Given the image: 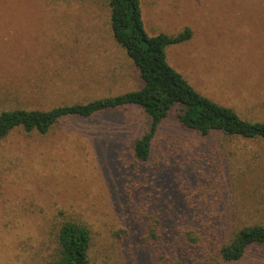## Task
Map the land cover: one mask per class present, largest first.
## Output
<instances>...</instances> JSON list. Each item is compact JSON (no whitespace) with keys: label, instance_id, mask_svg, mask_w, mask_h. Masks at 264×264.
<instances>
[{"label":"rangeland","instance_id":"374dc122","mask_svg":"<svg viewBox=\"0 0 264 264\" xmlns=\"http://www.w3.org/2000/svg\"><path fill=\"white\" fill-rule=\"evenodd\" d=\"M150 36L202 96L264 122V0H142ZM139 71L115 42L107 0H0V114L86 104L134 91ZM139 108L62 119L47 134L0 141V264H51L68 221L91 233L90 264H264L254 248L230 263L218 246L264 226V140L201 136L172 112L149 162L132 144Z\"/></svg>","mask_w":264,"mask_h":264},{"label":"trees","instance_id":"16d2710c","mask_svg":"<svg viewBox=\"0 0 264 264\" xmlns=\"http://www.w3.org/2000/svg\"><path fill=\"white\" fill-rule=\"evenodd\" d=\"M110 26L115 42L139 71L142 86L134 91L101 98L86 104H71L50 110L16 109L0 114V141L12 131L47 134L62 119H88L107 111L139 108L147 116L148 130L134 140L135 164L149 162L152 143L162 122L172 113L181 125L201 136L223 133L229 137L264 140V122L243 119L234 110L202 96L169 64L166 50L192 38V31L150 36L145 28L142 0H107ZM91 233L86 225L68 221L58 230V252L51 264H90L88 253ZM264 250V226L239 229L218 246V255L226 262L240 261L250 250Z\"/></svg>","mask_w":264,"mask_h":264}]
</instances>
